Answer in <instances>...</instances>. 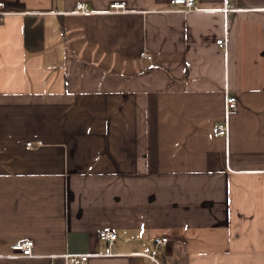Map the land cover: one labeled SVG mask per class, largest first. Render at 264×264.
Segmentation results:
<instances>
[{"label":"crops","instance_id":"crops-1","mask_svg":"<svg viewBox=\"0 0 264 264\" xmlns=\"http://www.w3.org/2000/svg\"><path fill=\"white\" fill-rule=\"evenodd\" d=\"M0 2V264H264V0Z\"/></svg>","mask_w":264,"mask_h":264},{"label":"built area","instance_id":"built-area-1","mask_svg":"<svg viewBox=\"0 0 264 264\" xmlns=\"http://www.w3.org/2000/svg\"><path fill=\"white\" fill-rule=\"evenodd\" d=\"M177 4H183L185 7L188 9H194L196 8L195 0H176ZM77 9L82 12H87V8L84 4H78ZM113 12H120L121 10L124 9L123 4H114L112 5ZM228 9H225L227 11ZM6 11L4 9V3L0 2V17L5 16ZM220 44H223V41H220ZM227 106L229 110L235 109L237 106V101L235 97H229L227 99ZM217 135L223 136V137H228L229 135V127L228 123L225 122L221 125L218 126L217 128ZM31 146V143L28 144ZM99 237L103 241H108L110 244H113L117 238V234L114 231L106 230L102 231L99 234ZM168 242V238H162L156 242L157 247L160 248V246L165 245ZM33 242L32 241H27L24 242L23 244L14 246L15 251L21 252V255L24 257H32L33 256ZM66 259V262L68 264H86V262L89 259L88 255H66L64 256ZM156 264H161L160 261L157 259L156 256L150 255L149 256Z\"/></svg>","mask_w":264,"mask_h":264}]
</instances>
